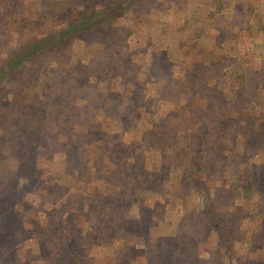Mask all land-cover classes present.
<instances>
[{"label": "rangeland", "instance_id": "1", "mask_svg": "<svg viewBox=\"0 0 264 264\" xmlns=\"http://www.w3.org/2000/svg\"><path fill=\"white\" fill-rule=\"evenodd\" d=\"M107 1L0 0V63ZM135 11L102 27L104 43L76 38L0 85V264H264V0ZM66 70L82 71L85 96L53 134L41 121L56 119ZM36 113L54 141L23 156L5 134Z\"/></svg>", "mask_w": 264, "mask_h": 264}, {"label": "trees", "instance_id": "2", "mask_svg": "<svg viewBox=\"0 0 264 264\" xmlns=\"http://www.w3.org/2000/svg\"><path fill=\"white\" fill-rule=\"evenodd\" d=\"M155 0H113L107 1L104 3L101 9L96 8H85L82 10L76 11L73 15H71L68 19H66V25L58 30L52 31L49 34L37 36L27 41H24L20 45H18L14 50H12L6 57L4 61L0 63V85L3 81L14 75L24 64L32 60L36 56H50L60 49L65 48L71 41L76 38L89 36L95 34V38L98 41L104 43L105 35L103 33V26L105 24L115 21L120 17H123L129 10H136L135 12H143L150 9L153 6ZM3 7H7L5 1H2ZM6 12L9 13V10L6 9ZM115 30H119V37H121V33L125 30L124 26H117ZM87 67V66H85ZM102 67V63L99 62L98 68ZM98 69V70H99ZM84 70V67H82ZM77 71V68H74L73 72ZM81 71V70H79ZM73 72L66 70L64 76L58 77L54 86L59 91V97L56 95L51 96L50 104L53 106L51 110L52 114L56 115V119L52 122H44L41 124L49 129L54 134L55 131L59 132L65 126V123L69 121V119H73V116H77V113H80V109H76L74 112L69 110L66 106L63 107L64 104H74V100H77L80 97L85 96L84 92L79 94L77 91L80 87H83L82 71L78 74H73ZM97 72V71H94ZM78 76V78H77ZM102 93H96L94 95H86L87 106H85V110H88L89 107L102 106V102L105 104L106 100L104 98L100 99V95ZM99 98V99H98ZM61 99V103L59 102ZM96 102V103H95ZM82 107V106H81ZM76 113V114H75ZM28 114H23L22 124L16 126L15 124L10 123L9 129H7L5 137L11 136V143H14V147L18 148L23 152L30 151L33 147H35L39 143H45V146H48L49 143H53L54 137L48 136L46 131L40 133L42 125H39V113L33 115V118L26 119ZM38 127V131L33 130L31 124H34ZM30 130H32L30 132ZM30 132V133H29ZM39 133V134H38ZM45 135V138L41 136ZM31 136V137H30ZM45 140V141H44ZM26 145V146H25ZM19 158H23L19 156ZM211 159L207 161V163L203 164L205 166H212ZM191 165L196 168L198 171L195 174V177L192 181H195L199 188L204 185L203 179V168L199 163V159L190 160ZM207 164V165H206ZM111 175H113V181L111 183H119V176L116 174V171H111ZM245 192H250L249 190ZM208 202L205 207V212L211 221L217 223V225L222 224V220L220 217V213H218V209L214 203V199L211 198L209 193H207ZM119 208V206L117 205ZM227 232V231H226Z\"/></svg>", "mask_w": 264, "mask_h": 264}]
</instances>
